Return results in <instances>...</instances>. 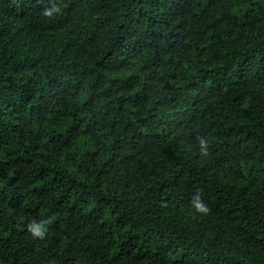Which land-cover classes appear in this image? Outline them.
Here are the masks:
<instances>
[{
  "label": "trees",
  "instance_id": "1",
  "mask_svg": "<svg viewBox=\"0 0 264 264\" xmlns=\"http://www.w3.org/2000/svg\"><path fill=\"white\" fill-rule=\"evenodd\" d=\"M0 264H264V0H0Z\"/></svg>",
  "mask_w": 264,
  "mask_h": 264
},
{
  "label": "clouds",
  "instance_id": "2",
  "mask_svg": "<svg viewBox=\"0 0 264 264\" xmlns=\"http://www.w3.org/2000/svg\"><path fill=\"white\" fill-rule=\"evenodd\" d=\"M61 12V8L57 6L55 3L51 5V7L46 8L42 15L47 18H52L54 14H59ZM200 152L201 155H208V144L204 139H200ZM192 206L196 213L201 215H206L210 211L205 203L202 202L201 197L197 194L193 200L191 201ZM56 220V216L53 215L48 219H43L39 222L33 220L28 224V232L31 234L33 239L44 240L46 238L49 226L54 223Z\"/></svg>",
  "mask_w": 264,
  "mask_h": 264
}]
</instances>
